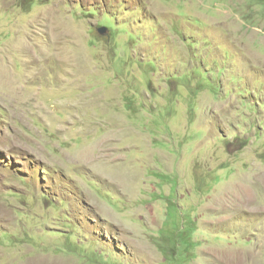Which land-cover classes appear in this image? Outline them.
<instances>
[{
	"label": "rangeland",
	"instance_id": "374dc122",
	"mask_svg": "<svg viewBox=\"0 0 264 264\" xmlns=\"http://www.w3.org/2000/svg\"><path fill=\"white\" fill-rule=\"evenodd\" d=\"M0 264H264V0H0Z\"/></svg>",
	"mask_w": 264,
	"mask_h": 264
},
{
	"label": "water",
	"instance_id": "95a60500",
	"mask_svg": "<svg viewBox=\"0 0 264 264\" xmlns=\"http://www.w3.org/2000/svg\"><path fill=\"white\" fill-rule=\"evenodd\" d=\"M98 31L103 36L106 35V33H107V30L105 28H100Z\"/></svg>",
	"mask_w": 264,
	"mask_h": 264
}]
</instances>
